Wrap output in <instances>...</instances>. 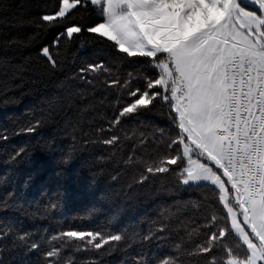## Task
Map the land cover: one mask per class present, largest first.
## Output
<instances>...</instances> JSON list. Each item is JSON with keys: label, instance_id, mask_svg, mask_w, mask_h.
<instances>
[{"label": "trees", "instance_id": "obj_1", "mask_svg": "<svg viewBox=\"0 0 264 264\" xmlns=\"http://www.w3.org/2000/svg\"><path fill=\"white\" fill-rule=\"evenodd\" d=\"M57 6V0H0V134L8 137L0 139V225L13 233L0 238V264H46L50 242L61 243L52 237L65 231L119 234L124 240L100 251L74 240L55 258L61 264H135L138 254L151 264L169 255L179 256L182 264H208L216 256L219 264V251L184 254L205 241L210 234L205 225L213 214L217 227L226 223L218 190L207 183L181 184L177 166L157 176L145 170L176 154L175 145L167 147L178 132L169 108L157 100L150 109L111 124L129 100L127 89L110 87L111 81H130L131 90L143 89L146 77H156L157 71L147 58L127 57L87 32L101 22L99 9L90 3L54 27L37 29L28 23ZM72 25L83 30L71 39L65 33L54 45ZM45 46L58 61L55 70L40 54ZM89 63H102L110 73H85L79 79ZM11 110L15 113L7 114ZM37 120L42 123L34 132H21ZM113 135L120 138L117 144L99 142ZM130 156L133 162L126 164ZM142 175L148 179L141 183ZM150 232L163 239L143 242ZM20 235L29 236L28 246ZM33 241L38 250L30 249ZM177 244L182 245L179 253Z\"/></svg>", "mask_w": 264, "mask_h": 264}, {"label": "snow or ice", "instance_id": "obj_2", "mask_svg": "<svg viewBox=\"0 0 264 264\" xmlns=\"http://www.w3.org/2000/svg\"><path fill=\"white\" fill-rule=\"evenodd\" d=\"M57 3L55 11L42 15L38 22L28 23L35 24L37 29L54 27L78 6L90 3L99 9L101 22L89 26L87 32L111 42L127 57L147 58L157 71L156 77H146L143 89L131 90L130 81L121 84L118 79L109 85L127 89L129 97L112 119L113 127L122 118L148 110L160 100L162 106L169 108L168 118L178 129L167 145L169 149L175 145L176 154L148 165L146 172L157 176L177 166L181 184L207 181L218 190L226 223L217 227L219 220L213 214L205 225L210 232L205 241L196 243L184 254L207 256L219 251L223 253L219 264H264V0H57ZM82 30L78 25L66 26L53 44H58L65 33L71 39ZM38 35L37 32L32 39ZM40 54L51 69L58 68L49 46L42 47ZM105 72L110 73V69L104 64L89 63L80 69L79 79H85V73ZM41 123L37 120L22 127L21 132L32 133ZM7 138L0 134V139ZM119 139L113 135L99 142L111 146ZM22 152L23 149L12 159ZM132 162L131 156L125 161ZM146 179L148 176L142 175L139 182ZM213 227L217 230L212 231ZM12 234L11 229L5 232L0 225V238ZM188 235L191 238L192 233ZM229 237L233 238L232 244L228 243ZM18 239L28 246V235H20ZM153 239L163 237L155 232L142 237L148 243ZM74 240L86 241L100 251L105 246L118 245L124 237L91 231L61 232L52 237V242L61 243L50 242V250L44 253L46 264H61L55 258ZM39 247L35 241L30 244L31 250ZM175 247L179 253L182 245ZM134 259L135 264H151L139 254ZM159 264H182V261L179 256L169 255L161 258ZM208 264H218L217 257L212 256Z\"/></svg>", "mask_w": 264, "mask_h": 264}, {"label": "rangeland", "instance_id": "obj_3", "mask_svg": "<svg viewBox=\"0 0 264 264\" xmlns=\"http://www.w3.org/2000/svg\"><path fill=\"white\" fill-rule=\"evenodd\" d=\"M14 113H15V111H14V110H11V111H9L7 114H14ZM59 146H60V145H58L57 148H59ZM196 158H197V157L194 155V156H193V159H196ZM200 159H201L202 162H207L206 159L203 158V157H200ZM185 166H186V162H185ZM211 166L214 168V165H211ZM200 183H207V184L211 185V184H210L209 182H207V181H201V182H199L198 184H200ZM211 186L215 187L214 185H211ZM103 192H104V191H101V192H100V195L103 196ZM241 219H242V218H241Z\"/></svg>", "mask_w": 264, "mask_h": 264}]
</instances>
